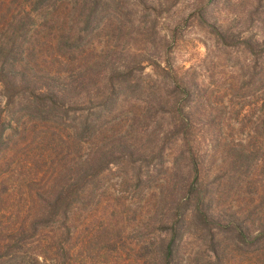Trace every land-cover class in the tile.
I'll list each match as a JSON object with an SVG mask.
<instances>
[{
    "label": "rangeland",
    "instance_id": "rangeland-1",
    "mask_svg": "<svg viewBox=\"0 0 264 264\" xmlns=\"http://www.w3.org/2000/svg\"><path fill=\"white\" fill-rule=\"evenodd\" d=\"M252 6L260 9L259 14L253 16ZM62 7L34 22L38 24L33 38L44 55L34 53L32 59L51 64L58 60L56 52L70 56V66L77 63L76 71L68 73L70 67H64L62 74L82 81V108L91 111L93 120L116 121L103 128L106 135L86 142L77 138L73 128L64 126L63 142L42 137L32 142L37 137L29 135L33 124L14 113L12 105L6 107L0 84L4 118L12 126L8 138L18 146V157L23 153L22 157L35 161L34 170L40 174H85L86 160L101 167L97 180L85 189L84 204L72 210L70 222H130L131 237L144 239L142 234L148 229L140 231L133 224L141 222L149 228L150 212L163 215L167 211L165 203L155 206L156 197L170 192L160 181L167 167L175 168L169 173L179 193L185 181L195 177L187 161V145L170 149L174 160L160 156L163 132L172 124L173 115L180 119L178 110L192 116L195 130L190 146L197 158L215 160L212 180L218 179L219 166L231 159L228 145L256 136L264 94L257 93L259 68L244 42L253 44L263 36L264 0H67ZM69 37L74 41L71 49ZM137 81L140 89L133 90L130 86ZM111 86L121 96L116 115L96 108ZM87 114L88 110L83 115ZM108 160L111 164L107 165ZM151 175L152 182L135 181ZM213 198L216 210L239 204L231 194H214ZM235 198L242 201L245 197ZM224 215L218 214V224H228L229 215ZM0 222H5L2 213ZM194 224L188 222L185 227L183 251L192 256L202 250L200 258L204 259L209 253L199 249L202 236Z\"/></svg>",
    "mask_w": 264,
    "mask_h": 264
},
{
    "label": "trees",
    "instance_id": "trees-1",
    "mask_svg": "<svg viewBox=\"0 0 264 264\" xmlns=\"http://www.w3.org/2000/svg\"><path fill=\"white\" fill-rule=\"evenodd\" d=\"M65 1L0 0V84L6 107L12 105L14 113L33 124L29 135L37 137L32 142L41 137L52 143L63 142V126L73 128L77 138L86 142L106 135L103 128L116 121L93 120L91 111L82 108V81L62 74L64 67H70L66 69L68 73L76 71L77 63L70 66V56L56 52L58 60L51 64L32 59L35 54L44 55L33 38V28L38 24L34 22L44 13L62 10ZM259 10L255 7L253 16ZM261 25L264 28V20ZM67 43L70 49L74 46L70 37ZM244 45L259 68L257 93L264 94V33L253 44L245 41ZM139 85L137 81L130 87L140 89ZM117 92L111 86L110 93L99 100L96 108L116 115L121 98ZM259 109L256 136L246 143L232 141L228 145L231 159L219 166L217 180L210 175L215 160L197 158V152L191 149L195 130L191 114L185 116L178 110L180 119L173 115L172 124H167L161 138L160 156L174 160L170 149L187 145V161L195 177L192 181L187 179L179 193L173 174L169 173L175 168L167 167L160 181L170 192L155 201L158 207L165 203L167 211L163 215L150 212L149 228L141 222L133 224L140 231L148 229L142 234L144 239L138 240L131 237L130 222H70L72 210L84 204L85 189L97 180L101 167L97 169L86 160L85 174L67 177L62 172H35V161L22 157L23 153L18 157V146L11 144L8 129L12 126L4 118L0 103V213L5 218V222H0V264H72L73 260L75 264H264V104ZM87 110L88 114L83 115ZM12 154L15 157L8 158ZM3 159L7 161L2 166ZM153 178L151 175L144 180L139 176L135 181L144 184ZM214 194H231L239 204L236 208L226 204L216 210ZM236 196L245 198L234 200ZM219 210L224 216L229 215L227 225L218 224ZM188 222H195L201 233L203 247L199 249L209 253L204 259L200 258L202 250L192 256L184 254Z\"/></svg>",
    "mask_w": 264,
    "mask_h": 264
}]
</instances>
